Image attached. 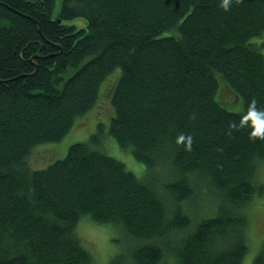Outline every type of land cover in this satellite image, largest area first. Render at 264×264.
Instances as JSON below:
<instances>
[{"label": "trees", "instance_id": "1", "mask_svg": "<svg viewBox=\"0 0 264 264\" xmlns=\"http://www.w3.org/2000/svg\"><path fill=\"white\" fill-rule=\"evenodd\" d=\"M262 36L264 0H0V264H94L83 218L126 235L110 264H241L263 193ZM117 70L107 133L149 178L102 151L101 123L32 169Z\"/></svg>", "mask_w": 264, "mask_h": 264}, {"label": "rangeland", "instance_id": "2", "mask_svg": "<svg viewBox=\"0 0 264 264\" xmlns=\"http://www.w3.org/2000/svg\"><path fill=\"white\" fill-rule=\"evenodd\" d=\"M57 7L58 1L56 2L55 10ZM70 23L76 24L79 27L85 26L83 19L70 21ZM253 41L257 44L264 42V36L260 39H253ZM261 51L264 54V46L261 48ZM119 73V70H117L116 74L109 75L104 80L99 89L101 93L105 85L110 84L113 81L112 77H114V82L111 83L108 90L105 89L93 109L75 120L70 131L60 142L41 144L33 148L28 157V162H30L29 165L31 164L32 169H43L55 160L64 157L72 144L87 142L90 136L96 132L97 123H101L104 126V133L101 136L99 145L102 151L121 161L125 168L131 171L137 178H149L151 174H148L146 166L136 161L130 151L123 150L107 133L109 121L113 114L110 95L112 86L114 87ZM223 96L227 97L228 93H224ZM154 174L158 176L159 184L164 183L168 178L164 169L155 170ZM256 181L263 187V193L261 196L255 195L247 208L248 252L241 264H255L256 257L261 253L264 255V161L259 164ZM208 200L209 198L203 196L199 202L201 206H198L199 213L197 217L200 219L210 217L214 214V207L206 208L209 203ZM195 202L197 203L196 200ZM76 233L81 239L83 247L92 256L94 264H110L112 258L126 254V237L118 229L109 225L96 224L83 218L77 225ZM164 262L170 264L171 260L166 258ZM127 264L131 263L127 262Z\"/></svg>", "mask_w": 264, "mask_h": 264}, {"label": "bare ground", "instance_id": "3", "mask_svg": "<svg viewBox=\"0 0 264 264\" xmlns=\"http://www.w3.org/2000/svg\"><path fill=\"white\" fill-rule=\"evenodd\" d=\"M62 20H64V19H62ZM61 20V21H62ZM258 36V35H257ZM257 45V44H256ZM87 112V111H86ZM109 132V131H108ZM93 143V142H92ZM95 144V143H94ZM105 155V154H104ZM110 157V156H109ZM163 166V165H162ZM152 170V168L150 169V171ZM199 185V184H198ZM209 187V186H208ZM207 188V187H206ZM197 190V189H196ZM201 190V189H200ZM215 192V191H214ZM256 194H257V192H256ZM209 195V194H208ZM211 197H212V195H211ZM219 197V196H218ZM214 199V198H213ZM217 200V199H216ZM238 205V204H237ZM248 205V204H247ZM239 208V207H238ZM242 209V208H241ZM88 218V217H87ZM191 219H194V218H191ZM193 221V220H192ZM199 223V222H198ZM192 225V224H191ZM190 225V226H191ZM247 227V226H246ZM189 228V227H188ZM192 229V228H191ZM190 229V230H191ZM227 230V229H226ZM248 230V229H247ZM184 231V230H183ZM230 231V230H229ZM124 234H126V233H124ZM177 234V233H176ZM185 234V233H184ZM125 237H126V235H124ZM124 238V237H123ZM127 238V237H126ZM81 245V244H80ZM83 249V248H82ZM91 260H93V259H91ZM123 260V259H122Z\"/></svg>", "mask_w": 264, "mask_h": 264}]
</instances>
